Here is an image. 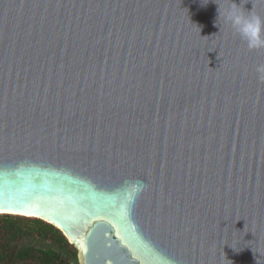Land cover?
Here are the masks:
<instances>
[{"label": "water", "instance_id": "obj_1", "mask_svg": "<svg viewBox=\"0 0 264 264\" xmlns=\"http://www.w3.org/2000/svg\"><path fill=\"white\" fill-rule=\"evenodd\" d=\"M217 3L0 0V214L79 264H264V49Z\"/></svg>", "mask_w": 264, "mask_h": 264}, {"label": "trees", "instance_id": "obj_2", "mask_svg": "<svg viewBox=\"0 0 264 264\" xmlns=\"http://www.w3.org/2000/svg\"><path fill=\"white\" fill-rule=\"evenodd\" d=\"M0 264H79L78 250L44 220L0 214Z\"/></svg>", "mask_w": 264, "mask_h": 264}, {"label": "clouds", "instance_id": "obj_3", "mask_svg": "<svg viewBox=\"0 0 264 264\" xmlns=\"http://www.w3.org/2000/svg\"><path fill=\"white\" fill-rule=\"evenodd\" d=\"M215 3L216 0H214ZM218 5V18L216 23L220 27V21L230 23L235 33L246 42L249 50L264 49V18L259 15L244 14L238 10V5L232 0V7L230 9L221 10V6ZM256 72L258 78L264 81V63L256 66ZM135 187V185H133Z\"/></svg>", "mask_w": 264, "mask_h": 264}]
</instances>
